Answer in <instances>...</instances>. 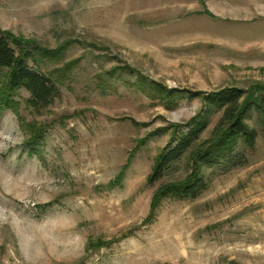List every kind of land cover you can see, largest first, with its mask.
<instances>
[{
  "label": "rangeland",
  "instance_id": "rangeland-1",
  "mask_svg": "<svg viewBox=\"0 0 264 264\" xmlns=\"http://www.w3.org/2000/svg\"><path fill=\"white\" fill-rule=\"evenodd\" d=\"M0 30L58 90L32 109L0 73V264H264L254 114L247 164L201 163L197 199L150 210L185 160L149 183L174 126L198 117L210 135L203 95L264 87V0H0Z\"/></svg>",
  "mask_w": 264,
  "mask_h": 264
},
{
  "label": "trees",
  "instance_id": "trees-1",
  "mask_svg": "<svg viewBox=\"0 0 264 264\" xmlns=\"http://www.w3.org/2000/svg\"><path fill=\"white\" fill-rule=\"evenodd\" d=\"M19 41L23 40L0 30V73L6 70L3 87L7 92L24 89L29 94L27 104L32 109L46 107L58 95V90L49 77L28 66V61H33L34 57L31 50L16 52L15 48L22 44ZM35 51L41 57L48 55L43 49ZM203 97L209 108L220 112V117L206 139L201 137L207 122L198 117L191 120L186 132L180 126L173 127L170 141L155 159L149 183L158 181L166 170L181 160L189 164L190 172L184 178L162 184L155 190L151 212L167 197L197 199L207 185L199 174L201 163L219 165L224 172L245 166L247 152L254 150L258 137L257 130L246 123L250 114L258 118L264 136L263 86L256 84L246 90L227 87Z\"/></svg>",
  "mask_w": 264,
  "mask_h": 264
}]
</instances>
